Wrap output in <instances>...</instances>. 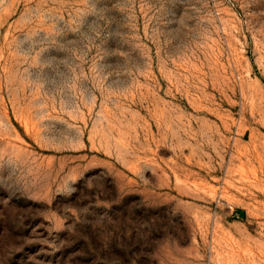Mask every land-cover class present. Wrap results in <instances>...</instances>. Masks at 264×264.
Returning <instances> with one entry per match:
<instances>
[{"label":"rangeland","instance_id":"rangeland-1","mask_svg":"<svg viewBox=\"0 0 264 264\" xmlns=\"http://www.w3.org/2000/svg\"><path fill=\"white\" fill-rule=\"evenodd\" d=\"M0 264H264V0H0Z\"/></svg>","mask_w":264,"mask_h":264}]
</instances>
